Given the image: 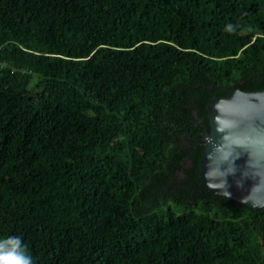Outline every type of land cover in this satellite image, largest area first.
I'll return each instance as SVG.
<instances>
[{
	"label": "trees",
	"instance_id": "16d2710c",
	"mask_svg": "<svg viewBox=\"0 0 264 264\" xmlns=\"http://www.w3.org/2000/svg\"><path fill=\"white\" fill-rule=\"evenodd\" d=\"M233 87L264 89V0H0V239L33 264H264V207L198 175Z\"/></svg>",
	"mask_w": 264,
	"mask_h": 264
},
{
	"label": "water",
	"instance_id": "95a60500",
	"mask_svg": "<svg viewBox=\"0 0 264 264\" xmlns=\"http://www.w3.org/2000/svg\"><path fill=\"white\" fill-rule=\"evenodd\" d=\"M199 180L208 193L238 206L264 207V89L214 97L207 108Z\"/></svg>",
	"mask_w": 264,
	"mask_h": 264
},
{
	"label": "clouds",
	"instance_id": "9594fccd",
	"mask_svg": "<svg viewBox=\"0 0 264 264\" xmlns=\"http://www.w3.org/2000/svg\"><path fill=\"white\" fill-rule=\"evenodd\" d=\"M0 264H33L32 257L21 238L0 239Z\"/></svg>",
	"mask_w": 264,
	"mask_h": 264
}]
</instances>
